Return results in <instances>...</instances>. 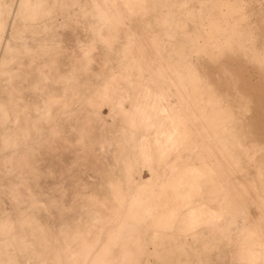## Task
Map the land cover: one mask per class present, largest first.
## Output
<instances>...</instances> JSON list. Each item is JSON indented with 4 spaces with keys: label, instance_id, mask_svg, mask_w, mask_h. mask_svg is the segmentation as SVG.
<instances>
[{
    "label": "rangeland",
    "instance_id": "obj_1",
    "mask_svg": "<svg viewBox=\"0 0 264 264\" xmlns=\"http://www.w3.org/2000/svg\"><path fill=\"white\" fill-rule=\"evenodd\" d=\"M0 264H264V0H0Z\"/></svg>",
    "mask_w": 264,
    "mask_h": 264
}]
</instances>
